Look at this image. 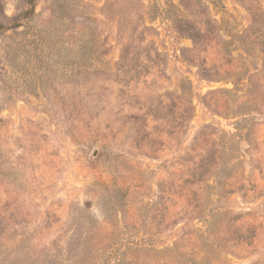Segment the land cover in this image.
I'll return each instance as SVG.
<instances>
[{"label":"rangeland","instance_id":"obj_1","mask_svg":"<svg viewBox=\"0 0 264 264\" xmlns=\"http://www.w3.org/2000/svg\"><path fill=\"white\" fill-rule=\"evenodd\" d=\"M0 264H264V0H0Z\"/></svg>","mask_w":264,"mask_h":264}]
</instances>
